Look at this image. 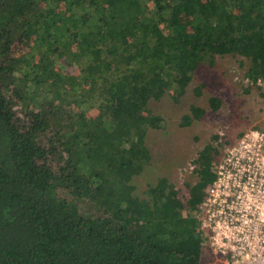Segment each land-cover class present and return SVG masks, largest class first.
<instances>
[{
  "label": "trees",
  "instance_id": "16d2710c",
  "mask_svg": "<svg viewBox=\"0 0 264 264\" xmlns=\"http://www.w3.org/2000/svg\"><path fill=\"white\" fill-rule=\"evenodd\" d=\"M227 56L264 81V0H0V264H204L218 146L186 202L167 177L142 196L132 181L166 129L150 105ZM190 112L181 126L206 110Z\"/></svg>",
  "mask_w": 264,
  "mask_h": 264
},
{
  "label": "rangeland",
  "instance_id": "374dc122",
  "mask_svg": "<svg viewBox=\"0 0 264 264\" xmlns=\"http://www.w3.org/2000/svg\"><path fill=\"white\" fill-rule=\"evenodd\" d=\"M248 64L242 57L218 59L213 68L200 67L179 103L166 97L150 105L155 114L164 119L166 129L149 133L147 144L152 161L132 181L137 195L142 196L149 185L167 177L175 184L179 198L186 202L189 194L185 184L198 181L195 160L199 152L207 144H214L220 154L213 165L221 163L229 147L234 146L245 131L261 127L264 86L247 89L244 81ZM201 85L204 87L197 95L196 88ZM211 97L221 100L218 111L210 108ZM192 106L204 109L206 113L191 126L183 127L182 118L192 115ZM204 264H223V261L211 250L204 249Z\"/></svg>",
  "mask_w": 264,
  "mask_h": 264
},
{
  "label": "built area",
  "instance_id": "2783aa9c",
  "mask_svg": "<svg viewBox=\"0 0 264 264\" xmlns=\"http://www.w3.org/2000/svg\"><path fill=\"white\" fill-rule=\"evenodd\" d=\"M244 84L261 89L264 81ZM225 156L204 187L197 234L223 264H264V111L261 127L245 131Z\"/></svg>",
  "mask_w": 264,
  "mask_h": 264
}]
</instances>
